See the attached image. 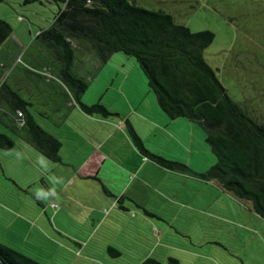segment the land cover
Masks as SVG:
<instances>
[{
  "label": "rangeland",
  "instance_id": "obj_1",
  "mask_svg": "<svg viewBox=\"0 0 264 264\" xmlns=\"http://www.w3.org/2000/svg\"><path fill=\"white\" fill-rule=\"evenodd\" d=\"M40 1L0 2V19L13 30L0 58L15 56L14 65L34 68L49 64L50 57L34 37L51 24L62 3ZM130 1L163 10L193 33L211 32L214 39L204 51L206 63L228 97L264 126V0ZM78 48L79 75L89 82L81 102L102 104L114 114L108 117L113 128L94 117L85 116L89 120L84 122L74 116L75 126L58 128L38 118L45 131L57 133L61 140V163L47 161L16 138L13 152H0V242L41 264H140L148 256L162 264L170 257L181 264H264V220L245 201L199 178L215 161L203 132L185 119L169 120L160 111L134 58L115 53L100 63L87 44ZM118 116L132 123L147 151L189 170L171 171L142 161L128 134L114 125ZM0 132L6 130L0 126ZM9 155H15L13 162ZM108 164L141 165L131 188L133 192L139 187V193L130 195L132 215L111 208L106 222L98 225L92 218L105 219L109 205L100 197L101 189L88 202L90 193L83 187H92L96 180L108 186L104 179L116 175ZM136 201L142 209L132 205ZM19 215L30 225L18 223ZM133 216L139 222V239L127 241L124 256L107 258L104 249L119 243L125 220ZM94 226L100 230L86 251L96 261L87 259L86 252L79 259L70 253L68 246L74 247L67 235L88 239Z\"/></svg>",
  "mask_w": 264,
  "mask_h": 264
},
{
  "label": "trees",
  "instance_id": "obj_2",
  "mask_svg": "<svg viewBox=\"0 0 264 264\" xmlns=\"http://www.w3.org/2000/svg\"><path fill=\"white\" fill-rule=\"evenodd\" d=\"M52 1L61 2L62 8L47 28L37 31L34 40L51 59L44 66L49 67L69 89L79 110L90 117L108 118L114 115L99 102L93 105L81 102L89 82L79 75L75 62L80 44L91 47L100 63L115 53L134 58L160 111L169 120L185 119L203 132L215 161L199 178L215 181L236 198L249 202L253 212L264 220V126L228 97L206 63L204 51L212 43L214 35L209 31L193 33L163 10L144 9L130 0ZM40 2L24 0L25 4ZM12 33L11 26L0 19V48ZM1 99L6 105L5 110L0 111V126L7 133L0 132V152H13L16 138L47 161L60 163L61 142L38 124L28 110L31 105L4 82L0 83ZM125 126L132 145L142 158L166 170H189L182 164L147 151L127 120ZM128 200L125 195L119 196L112 209L120 215H132L131 201ZM132 205L142 209L137 203ZM110 210L105 219L97 221L98 225L106 222L112 212ZM143 213L146 217H154L146 211ZM131 218L125 220L126 225L118 234L121 236L119 243L107 245L104 249L107 258L124 256L122 247L127 246V241L139 239V222L135 220L136 216ZM129 226L134 230H130ZM94 229L95 233L90 234L88 239L78 236L73 239L67 235L74 247L68 246L70 253L74 252L80 259L86 252L87 259L96 261L93 253L86 251L100 227L94 226ZM0 264L41 263L0 242ZM140 264L162 263L148 256L140 260ZM167 264L181 263L170 257Z\"/></svg>",
  "mask_w": 264,
  "mask_h": 264
},
{
  "label": "crops",
  "instance_id": "obj_3",
  "mask_svg": "<svg viewBox=\"0 0 264 264\" xmlns=\"http://www.w3.org/2000/svg\"><path fill=\"white\" fill-rule=\"evenodd\" d=\"M0 53L2 54L5 53L3 47L0 48ZM14 57H12L11 59L6 57L0 58V83L4 82L12 91L17 93L24 101H26L31 105L28 107V110L32 114V116L35 117L39 125L40 122L38 121V118L41 117H45L46 119H48L49 122L52 123V126L53 127L55 126V128L56 127L58 128L63 125L67 126L71 124L75 126L76 122L74 116L77 117L78 119H81L84 122L86 120H89L86 117H90V116H86L79 110V107L72 100L69 89L63 84V82L60 79L57 78V76L54 73L51 72L49 67L41 65L39 67L34 68L30 65H14L15 62H12L14 60ZM5 105H6L5 101L1 99L0 111L5 110ZM94 118L97 120V122H101L102 124H108V128H110V130L113 128L112 125L108 123L110 122L108 118H101L95 116ZM91 119H93V117H91ZM126 120L129 121L128 119H124L121 116H118L117 121L114 125L117 127L118 130H122L127 134L126 126H125ZM128 123L135 130V128L132 126V123L131 122ZM54 135L55 137L58 138L57 133ZM59 141L61 142L60 139ZM62 146L63 144L61 142L60 154L62 152ZM9 156L10 157H8L7 159H9L10 162H13L15 160L13 159L15 155H9ZM60 160H62V156H60ZM144 160L146 159L142 158V161ZM108 166L109 167L107 169H109L111 172L117 175V176L113 175L114 177L107 176L106 179H104L105 181H107L106 184L108 186L106 185L102 186L100 180L95 179L96 181L92 182V187H83L84 190L86 189L88 193H90L87 199L88 202H90L93 198H95L92 197L94 193L98 195L100 193V189L102 190L104 196L100 195V197L102 198V200L107 201L106 204L109 205L108 206L109 208L106 211H109L111 208H113L115 200L119 196L125 195L129 199L131 193L135 194L134 197L137 196V194L139 193L138 190L139 187L134 188L135 191L133 192L131 191V188L134 182L136 181L134 179V176L141 167V165H134L131 168H124L121 165L117 166L112 164H108ZM215 183L218 187H221L217 182ZM93 184H96V187L95 186L93 187ZM109 184L112 187H110ZM91 188L92 189L94 188L95 192H92ZM245 202L250 205L249 202L247 201ZM135 203L141 206L139 202L136 201ZM99 204L101 205L100 202ZM42 210H43L42 213L44 215H47L46 210L44 208ZM100 214L101 212L99 211L98 215ZM20 217L23 216L19 215L18 223H23L22 226L25 227L30 225L29 222L30 220H27L25 217H23L22 220ZM98 220L95 217L92 218V222L94 224H96L95 221L97 222ZM71 237L73 239L75 238L74 236Z\"/></svg>",
  "mask_w": 264,
  "mask_h": 264
}]
</instances>
